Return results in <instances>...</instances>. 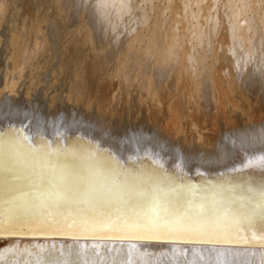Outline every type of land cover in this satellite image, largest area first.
Listing matches in <instances>:
<instances>
[{"label":"bare ground","instance_id":"obj_1","mask_svg":"<svg viewBox=\"0 0 264 264\" xmlns=\"http://www.w3.org/2000/svg\"><path fill=\"white\" fill-rule=\"evenodd\" d=\"M155 1L33 0L34 6L29 3L31 0H24L22 17L26 20L20 26L7 24L6 10L0 8V43L9 40L8 35L15 42L23 40L27 46L45 41L47 34L41 22H34L33 13L51 4L55 16L63 21V37L76 46L80 43L90 49V53L85 51L86 56L91 55L90 70L93 69L95 76H102V84L108 91L115 88L116 80L128 87L135 83L134 91L151 103L155 115L168 104L167 112L175 123L186 112L197 123L203 122L213 129L216 125L213 119L217 117L211 110L218 108L219 111L227 105L238 109L241 102L251 108L249 99L254 97L253 90H264V37L260 35V27L264 26V0H225L230 11L226 9L221 16L217 5L222 0H164L162 7L164 4L166 11L158 9ZM255 19L260 20V31L252 26L253 23L257 26ZM8 28H12V34H8L11 30ZM21 76L17 74V81L23 80ZM123 89L128 91L127 87ZM21 94L8 81L0 88V195L9 184L30 197L39 195L34 189L54 194L62 184V165L73 166L77 174L98 189L113 186V191L103 201L82 200L71 207L49 208L47 214L35 217L5 214L0 217V234H10L9 238L14 239H23L26 235L130 240L131 234L125 231L104 228L83 231L80 227L81 220L103 222L108 215L131 214L122 196L126 190L123 186L129 183L140 199L149 189H175L182 194L185 206L189 202L195 205L219 201L244 213L253 208L257 210L240 227L231 226L222 218L219 227L205 233L139 231L135 235L160 242L144 243L143 248L147 249L142 252L119 244L1 243L0 264H264V252L253 249L264 248V216L257 208L264 188V109L261 105L253 108L255 121L251 123L247 115L249 125L220 129L218 132H222L212 138L209 148H200L175 142L163 134L161 127H150V124L132 125L131 130L118 135L107 130L101 132L97 123L87 124V112L59 115L68 118L67 126L48 118L46 125L41 123L37 128L39 117L25 108ZM10 124L12 128L8 127ZM80 125L89 128L83 129ZM27 135L36 143L25 141ZM9 138H16L18 143L10 146ZM69 150L78 156L68 155ZM10 154L16 159L15 178L4 170ZM73 220L76 221L73 227H67ZM168 240L202 245L238 244L249 249L220 247L201 253L194 250L187 259L180 247L162 246Z\"/></svg>","mask_w":264,"mask_h":264},{"label":"rangeland","instance_id":"obj_2","mask_svg":"<svg viewBox=\"0 0 264 264\" xmlns=\"http://www.w3.org/2000/svg\"><path fill=\"white\" fill-rule=\"evenodd\" d=\"M11 1H13L14 3ZM23 1L0 0V8L9 12L6 13L5 11L6 17H4V20L7 21V24L9 22L13 26L15 25L20 26L23 23L22 20L23 19L26 20L24 17H22L23 16L22 9H24L25 6V3L23 5ZM222 1L219 2L220 5H217L218 7L217 12L218 14H220V16L221 14L225 13L226 9H227L226 12L230 11L229 7H227V2L225 0ZM4 2L7 3L5 4ZM157 2L158 0L155 1V4L158 6V9L161 10L164 7V4L162 7V3H164V0H162V2L160 0L158 4ZM29 3L33 4L34 6L36 4L35 2H33V0H31V2ZM15 4L17 7L15 6ZM221 5L222 6L226 5L225 7L227 8L222 7ZM50 6L51 4L49 5L46 4V7H40L41 9L39 8L40 12L38 9H36L34 10L33 13L34 17L36 18L34 19V22L35 21L41 22V25L43 26V32L47 34L45 35L47 36L45 41L43 42L37 41L31 44L30 46H27L23 40L15 42L13 40V37H11V35L10 36L8 35L7 38L9 40L4 39L5 41L3 40V42L0 43V83H1L0 88L2 89L5 81H8L11 84L17 86L19 92L22 93L21 97L26 102V103L24 102V104L26 105L25 108L27 110H30L32 113L35 112L39 117L37 123L35 124L37 128L40 126L41 123H43V125H46L48 118H52L55 124L67 126L68 118L65 117L60 118L58 117L59 115L69 113L70 116L72 115L74 116V113L81 114L82 112H87L89 116L86 119L87 124H92L90 122H93L94 124L97 123L98 130L102 129L101 132L109 131L110 133L118 135L122 131L131 130L129 127L130 126L132 127V125H137V126L151 125L150 127H155V126L158 128L161 127L160 129L163 131V134L167 136L169 139L171 140L173 139V141L175 140V142H179L185 145L199 146L200 148L202 147L209 148L210 144L212 143V138L219 137L220 132L224 130H229L237 125H249L250 123H248V118L246 119L247 115L251 119V120L249 119L251 123L252 121H255L253 114V108H255V106L259 107L261 105L260 107L264 109V90L260 91V88H256L255 90H253L252 96L254 97L252 98L250 97L249 99L251 102V108L248 104H244L241 102L243 105L240 103V105H238L237 107L238 109L236 108L232 109L230 105H227L226 107L229 108V110L226 107L220 108L219 111L218 108L215 110H211L214 112L213 114H215L214 117H217L214 118L212 112L211 111H210L211 113L209 112V115L211 116L210 119H212L213 117L214 118L213 120H215L214 123L216 124L214 125L215 129H213L208 124L205 123L203 124V122L201 124L197 123L195 120L191 119L190 115L186 112L185 115L182 116L183 119L181 118V120L178 123H175V119L170 115L171 113L167 112L168 104H166V106L164 105L160 110V112L156 113L155 115V113L152 110V106L150 105L151 103L145 101V99H143L144 98L143 96H140L138 92L134 91V88L136 87L135 83H133V85H129L128 87L124 83L122 84L121 81L116 80L114 81V86L116 89L113 88L112 91H108L104 87L103 85L104 79L101 78L102 76L101 75L95 76L93 73V69L90 70V67H92L91 65L92 59H91V55L89 54L90 49L89 48L87 49L86 46L80 43H77L76 46L70 43V41L66 36L63 37V32L61 29L63 26V21L61 20V18L59 19L57 15L55 16L54 10L52 9V6L51 8ZM20 8L22 13L20 11ZM222 8H225V10H222ZM161 11H166V10L163 8ZM20 16L21 18H19ZM256 20L257 19H255L254 22L257 23L256 24L257 26H255L251 20V22L253 23V24L251 23L252 26L254 28L257 27L259 31L260 28H262L264 32V26L260 27L264 24L262 23V25H260L261 24L259 23L260 20L259 22L258 21L256 22ZM29 21L31 22V20ZM49 21L50 23H47ZM49 24L51 26H49ZM10 29L8 28V30H10V33L7 30L8 34H12L11 33L12 28ZM51 29H53L52 32L50 31ZM262 30L260 32V35L263 38L264 33L262 32ZM49 32H51L52 35ZM63 45H65V49ZM73 46L74 47L76 46L75 47L76 49ZM84 47L86 48L85 50L83 49ZM73 48L75 50H73ZM62 49L66 50V52L63 51ZM85 51L89 52L87 54L88 58L86 56L87 52ZM14 53L15 55H12ZM15 56L17 60L15 59ZM73 56L74 57L76 56V58H74ZM12 66L14 68H12ZM18 73L19 75H22L21 76L23 77L22 81H17L16 76ZM123 87L125 89L127 87L128 91H125ZM132 87L133 89H131ZM89 99L91 103L88 101ZM221 109L224 112L221 111ZM69 118L71 121L74 120L71 117ZM173 124L174 125L176 124L175 127H177L178 129L175 128ZM178 124H182V125H178ZM105 125L108 126L106 127ZM80 127H82L83 129L89 128L88 125L87 126L80 125ZM220 129H222V131L218 132V130ZM170 132L173 133L171 134ZM32 142L34 144L36 143L35 140Z\"/></svg>","mask_w":264,"mask_h":264},{"label":"snow or ice","instance_id":"obj_3","mask_svg":"<svg viewBox=\"0 0 264 264\" xmlns=\"http://www.w3.org/2000/svg\"><path fill=\"white\" fill-rule=\"evenodd\" d=\"M24 140L26 141L27 138L25 137ZM7 142L11 146L17 144L18 140L9 138ZM68 155L75 158L78 153L74 150H69ZM4 170L13 174V178H15L16 159L13 155H9L8 161L4 165ZM60 179L62 184L59 191L53 194L34 189L39 191V195L35 197H30L28 193L20 192L9 184L6 191L0 195V217L5 214L13 216L31 215L35 217L37 214H47V209L49 208L71 207L82 200L103 201L106 195L113 191V186L98 189L90 180H86L85 177L77 174L71 165L61 166ZM115 184L116 182L114 181L113 185ZM43 186L45 185L42 184ZM123 187L126 189L122 192L123 203L126 208L132 210L131 214L122 213L115 217L108 215L103 222L81 220L80 227L83 231H94L99 228L115 232L125 231L131 234L128 236L130 239L146 238L135 235V233L142 230L152 232L167 230L169 232L197 234L219 227V222L222 218L229 221L231 226H244L246 222L251 220L252 215L257 210L253 208L249 212L244 213L231 207H225L219 201L211 203L202 201L195 205L189 202L185 206L182 194L175 189H149L147 195L140 199L131 183ZM257 208L260 214L264 216V188L260 191ZM136 209L140 210L136 211ZM67 219L68 217H65V220ZM75 223L76 221L73 220L72 223L67 224V227L72 228Z\"/></svg>","mask_w":264,"mask_h":264},{"label":"water","instance_id":"obj_4","mask_svg":"<svg viewBox=\"0 0 264 264\" xmlns=\"http://www.w3.org/2000/svg\"><path fill=\"white\" fill-rule=\"evenodd\" d=\"M9 128H12V124L8 125ZM3 129V128H2ZM1 132V130H0ZM3 132V131H2ZM64 134V133H62ZM27 140L28 142H30V144H32L33 138L30 137V135H27ZM62 140H64V137L62 138ZM118 162L120 164H125L122 161L118 160ZM0 244H4V243H11L12 241H23L26 243H55V244H64V243H72V244H119V245H128V246H132L137 248L138 250H140L141 252L146 250V246L145 248H143L144 243H152L154 244H158L160 243L157 239H130V240H121V239H88V238H72V237H67V236H26L24 235L23 239H14V238H9L10 234H0ZM23 236V235H21ZM14 237V236H12ZM13 243V242H12ZM162 246L166 247H180L182 249V253L184 254L185 258L189 259L191 257V254L194 250H198L201 252H203L206 249H215L218 250L220 249V247H224V248H231V249H238V250H243V249H249V248H245L242 247L241 245L236 244V246H226V245H207L204 244L202 245L200 242L199 243H194V242H188V243H176V242H171L170 240L168 241H164L161 243ZM256 251L263 253L264 252V248H254ZM260 249V250H259ZM169 250V249H167ZM158 252V250H156ZM170 251V250H169ZM161 252V251H160Z\"/></svg>","mask_w":264,"mask_h":264}]
</instances>
